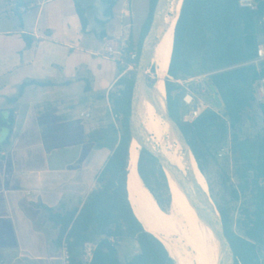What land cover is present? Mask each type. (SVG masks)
I'll list each match as a JSON object with an SVG mask.
<instances>
[{
  "label": "trees",
  "instance_id": "obj_1",
  "mask_svg": "<svg viewBox=\"0 0 264 264\" xmlns=\"http://www.w3.org/2000/svg\"><path fill=\"white\" fill-rule=\"evenodd\" d=\"M255 1V10L241 8L239 0L183 2L175 26L168 76L174 80H186L199 74L208 75L223 103L218 112L207 109L193 122H184V91L170 78L165 80L169 114L195 155L208 196L205 180V177L209 179L208 167L216 162V153L231 132L232 175L222 171L223 202L211 195L220 215L208 200L221 219L224 230L222 249L232 264H264V100H258L256 96L258 83L264 77V61L258 65L254 63L262 44L260 35L264 37V0ZM114 3L111 1L112 6ZM157 3L158 0H149V14L136 49L137 69ZM76 7L86 31L84 9L77 2ZM104 37L105 32L101 35ZM125 50L127 53L134 50L130 41L126 42ZM129 62L126 57L123 66L117 63L120 77L115 89L107 94L110 123L93 132L97 146L108 147L111 151L97 178V189L80 210L51 216L60 228V244L67 235L72 264H87L82 257V249L87 243L96 244L89 264H122L118 245L124 240L136 241L139 248L125 264H176L165 243L147 231L149 229L139 213L128 182V150L133 127L131 106L136 76L134 70H128ZM155 83V79H148L151 87ZM25 85H22L19 96ZM17 100L15 97L8 101L11 117L6 125L9 128L14 123L12 114ZM245 120L253 121L258 130L255 135L242 138L240 133ZM3 124L0 120V126ZM138 172L160 208L166 210L169 197L167 200L163 197L169 191L168 175L158 159L145 148L139 154ZM210 190L213 192L212 188Z\"/></svg>",
  "mask_w": 264,
  "mask_h": 264
},
{
  "label": "crops",
  "instance_id": "obj_2",
  "mask_svg": "<svg viewBox=\"0 0 264 264\" xmlns=\"http://www.w3.org/2000/svg\"><path fill=\"white\" fill-rule=\"evenodd\" d=\"M8 1L4 18L19 21L0 29V264H62L51 216L80 210L98 187L111 151L93 132L110 123L99 108L110 111L107 94L120 77L117 63L124 65L107 47L130 41L137 49L149 0L140 11L136 0H115L104 38L83 30L76 0H31L26 12L22 0Z\"/></svg>",
  "mask_w": 264,
  "mask_h": 264
},
{
  "label": "bare ground",
  "instance_id": "obj_3",
  "mask_svg": "<svg viewBox=\"0 0 264 264\" xmlns=\"http://www.w3.org/2000/svg\"><path fill=\"white\" fill-rule=\"evenodd\" d=\"M169 4H171L170 10L174 16L173 18L166 16L163 25L165 31L163 30L160 34V40L152 59V63L154 61L157 63L156 73L158 76V83L153 90L159 104L163 107L165 106L166 97L165 78L168 76L174 29L181 0L177 5L175 0L160 1V7L162 8ZM135 114L138 123L129 150L130 160L127 177L139 213L149 229L147 231L154 233L165 243L176 264H197V259L189 249L190 242L205 264H219L223 250L220 243L223 235L222 222L218 215L213 214L215 212L201 189V183L197 176V174H201V171L198 169L195 160L192 157L190 162L186 160L168 123L159 116L152 104L142 98L138 99ZM142 121L146 132L143 133L144 136L140 139L144 141L141 145L160 155L172 171L175 179V190L180 193L177 192L181 216L176 211L175 198H173V203L169 205L167 210H162L158 206L157 200L154 199L152 201L153 210L141 189L137 174L138 154L136 147L139 142V130ZM190 177L193 181L189 185L193 191V201L203 217L202 220L199 219L185 193H182V190L184 191L186 188V180H189ZM191 217L193 220H191Z\"/></svg>",
  "mask_w": 264,
  "mask_h": 264
},
{
  "label": "water",
  "instance_id": "obj_4",
  "mask_svg": "<svg viewBox=\"0 0 264 264\" xmlns=\"http://www.w3.org/2000/svg\"><path fill=\"white\" fill-rule=\"evenodd\" d=\"M109 1H115V0H76L77 3L80 4L81 8L84 9V17L87 19V27L86 31L87 32H96L98 36L100 37L104 31V25L103 22H105L107 19H109V16H105V12L108 8L111 7V3ZM160 1L158 0L152 24L149 29V32L147 33L143 44H142V50L141 54L139 57L138 61V69L136 72L135 76V84L133 88V95H132V106H131V118L133 121V127H132V134H131V140H130V145H129V150L131 147V143L133 141V137L135 134V129H136V114H135V109H136V101L139 99H144L146 102L152 104L156 110L159 116L168 123L171 132L173 133L174 137L176 138L177 142L179 143L181 147V151L183 153V156L186 158L187 161H191V157L195 160L197 167L199 169L197 160L195 158V155L189 146L188 142L186 141L185 137L183 136L179 126L176 124V122L171 118L169 114V109H168V104H167V97H165V106H161L159 104V100L157 96L154 93V86L158 83V80L156 83L151 87L148 84V79L145 74L150 62L152 61L154 54H155V49L156 46L160 40V34L164 30V22L166 16H170L173 18V13L170 10L171 4L165 6V7H160ZM176 5L179 4L180 0H175ZM184 0H181L180 4V9L178 13V17L176 20L179 19L181 8L183 5ZM170 10V11H169ZM175 24V26H176ZM165 31V30H164ZM175 31V29H174ZM210 90V95L208 97H205L206 100L210 101L213 103L215 106L218 108H222L223 103L218 96L216 89L214 88L213 85H210L209 87ZM146 150H148L152 155H154L159 163L161 164L164 172H165V165L163 161L161 160L160 156L150 150L148 147L144 146ZM128 150V151H129ZM129 158V155H128ZM200 170V169H199ZM193 183L192 177H190L189 180H186V188L184 189V193L186 197L189 199L192 207L194 208L195 212L197 213L199 219H203L201 213L199 212L198 208L196 207L194 201H193V191L190 188V183ZM223 227V226H222ZM224 242V230H223V235L222 239L220 240L221 247L223 246ZM174 259V258H173ZM219 264H232L228 258L224 255L223 250L220 255V260Z\"/></svg>",
  "mask_w": 264,
  "mask_h": 264
},
{
  "label": "rangeland",
  "instance_id": "obj_5",
  "mask_svg": "<svg viewBox=\"0 0 264 264\" xmlns=\"http://www.w3.org/2000/svg\"><path fill=\"white\" fill-rule=\"evenodd\" d=\"M142 2H143V0H136L137 10H139V11L141 9H143L142 8ZM6 13L11 14V11H9V1L8 0H0V29L17 27L18 21H19L18 17L17 16H14L13 18L11 17L12 21L10 22V21H8L7 19L4 18ZM135 23L136 24L134 26V31H136L137 27H138L137 26V22H135ZM263 40H264L263 35H260V41L262 42V44L260 46L264 47ZM153 63H152V61L150 62L145 74H146L148 79L149 78L153 79V80L155 79L157 81L158 80V76H157V73H156L157 63L155 61ZM134 71L137 72V68H135ZM205 75L206 74H199V75H196V76L192 77L193 78L192 80L188 81L187 83H183L184 84L183 88H185V87L189 88L198 98L204 99L209 94H208V92L207 93H203L200 90V87L202 86L203 89H204L205 87H208V86L211 85L209 77H205ZM167 78H169V77L167 76L165 78V80ZM183 106H184V109H185L184 110V114H185L186 107H185L184 104H183ZM211 107H213V105H211ZM99 110L102 111L104 113V115L107 116L106 117V121L105 120H103V121H105V122L111 121V117H110V115H108L109 110H108V106L107 105H104L102 107V109L99 108ZM184 114H183V116H184ZM137 123H138V118L136 117V126H137ZM257 130L258 129L254 126L253 121L245 120V122H244V124L242 126V132L240 133L241 134L240 136L242 138L251 137V136L256 134ZM143 131H144V128H143V121H142L141 128L139 130V142H138L137 147H136L137 148V154H138V159L137 160H139V154H140L141 149L143 148L141 143H143L144 141L140 140L144 136L143 133L146 132V131H144V132ZM228 141H231V132H230V134H229V136H228V138H227V140L225 142H228ZM107 153L108 152L106 150H104L101 153L100 157L102 158V160L105 159V157L107 156ZM216 154H217L216 155V162L210 164L209 167H208L207 174H208L209 179L207 180V178L204 176L205 180L207 182V185H208V192H209V196L210 197L204 191L202 180H201V174L199 173V174H197V176H198V179L200 180V183H201L200 185H201V189H202L203 193L205 194V196L208 199L211 200L212 204L214 205V207L216 208L218 214L220 215V213H219V211H218V209H217V207H216L211 195L214 194L218 198V200L223 202L225 193H224V190L222 188V181H223L222 180V171L226 172L229 175H232V163H231V160H230L229 157L220 158L218 156V151H217ZM160 158H161V160L163 161V163L165 165V168H166L165 171H166V173L168 175V178H169V180L167 178L169 191H168V193H164L165 196L163 197L165 200H167V197H169V202L166 205V210L168 209L169 205H172L173 198H175L176 206H177L176 211H178L179 215L181 216V213H180V202H179V198H178L179 191H176L175 187H174V185H175L174 175H173L172 171L169 169V167H168L167 163L165 162V160L161 156H160ZM137 174H138L139 183L141 185V189H142V191H143V193L145 195V198L147 199L148 203L152 207V204H153L152 201L155 199V197L150 192V190L146 187V185L144 184L142 178L139 175L138 162H137ZM210 188L213 189V192H211ZM182 193H184L183 190H182ZM227 199H228V197H227ZM237 208H238V203L236 204V206L234 208V211H233V215L234 216L237 213ZM152 209L154 210L153 207H152ZM213 214L216 215L215 213H213ZM158 218H159V216H158ZM159 220H160V218H159ZM191 220H193L192 217H191ZM189 249L192 251L194 257L197 259V264H205V262L203 261L201 256L198 254L196 249L193 247L191 242L189 244ZM118 250H119V253H120L121 262H122V264H125L133 255H135L139 251V248H138V244L136 243V241H134V240H124L118 245Z\"/></svg>",
  "mask_w": 264,
  "mask_h": 264
},
{
  "label": "built area",
  "instance_id": "obj_6",
  "mask_svg": "<svg viewBox=\"0 0 264 264\" xmlns=\"http://www.w3.org/2000/svg\"><path fill=\"white\" fill-rule=\"evenodd\" d=\"M239 5L241 8L255 10L257 7V3L255 0H239ZM35 6V3L31 0H22V3L19 7V10L21 12H26L30 9H32ZM125 44L126 42L121 43L118 47L108 46L107 47V53L108 56L112 59H116L117 57L121 61V63H125V58L129 57L130 62L127 64L128 70H134L136 68L135 61L138 57L137 51L133 50L129 53L125 50ZM257 59L254 61L255 64H259L261 61H264V47L259 46L257 50ZM169 77V76H168ZM205 77H208V75H205ZM173 82L180 85V87L183 89V96H182V103L186 107V112L183 116L184 122H193L195 119H197L205 110L212 109L216 112L220 108L215 106L210 101L204 99L198 98L189 88L184 87L183 83H187L188 81L192 80L193 78H188L186 80H174L173 78L169 77ZM209 87H200V90L203 93H207L210 95ZM208 95V96H209ZM206 96V97H208ZM256 96L258 100H264V77L260 79L257 89H256ZM213 105V107H211ZM92 110H89L86 113H82L81 116L85 119H88L91 116ZM218 156L220 158L222 157H229L231 160V141L224 142L220 145L218 149ZM27 195H30L31 192H26ZM111 243H114V239H109ZM96 249L95 243H87L82 249V257L83 259L89 264L93 258V253ZM60 261L62 264H72V254L70 251L69 242L67 239V235H65L62 238L61 246H60ZM1 264H5L4 261H1Z\"/></svg>",
  "mask_w": 264,
  "mask_h": 264
},
{
  "label": "flooded vegetation",
  "instance_id": "obj_7",
  "mask_svg": "<svg viewBox=\"0 0 264 264\" xmlns=\"http://www.w3.org/2000/svg\"><path fill=\"white\" fill-rule=\"evenodd\" d=\"M148 79V78H147Z\"/></svg>",
  "mask_w": 264,
  "mask_h": 264
}]
</instances>
